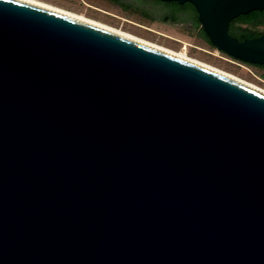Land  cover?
I'll return each mask as SVG.
<instances>
[{
    "label": "water",
    "instance_id": "obj_1",
    "mask_svg": "<svg viewBox=\"0 0 264 264\" xmlns=\"http://www.w3.org/2000/svg\"><path fill=\"white\" fill-rule=\"evenodd\" d=\"M193 4L210 43L264 0ZM0 264H264V92L25 0H0Z\"/></svg>",
    "mask_w": 264,
    "mask_h": 264
},
{
    "label": "rangeland",
    "instance_id": "obj_2",
    "mask_svg": "<svg viewBox=\"0 0 264 264\" xmlns=\"http://www.w3.org/2000/svg\"><path fill=\"white\" fill-rule=\"evenodd\" d=\"M43 1L92 20L110 25L158 45L182 50L188 56L208 65L233 74L261 89H264V67L246 63L210 45L197 33L195 27L177 26L161 21H147L142 13L127 3L112 0H38ZM141 5L140 0H126ZM264 32V24L255 27Z\"/></svg>",
    "mask_w": 264,
    "mask_h": 264
},
{
    "label": "flooded vegetation",
    "instance_id": "obj_3",
    "mask_svg": "<svg viewBox=\"0 0 264 264\" xmlns=\"http://www.w3.org/2000/svg\"><path fill=\"white\" fill-rule=\"evenodd\" d=\"M112 1L114 3H119V4L127 3L128 5H131L132 8L142 13L144 17L146 18V20L150 22L161 21L164 23H169V24L177 25V26H185L188 28L195 27L197 29V33L199 34V36L205 39L210 45L215 47L212 43H210L209 39H207L208 37L206 38L203 35L204 30L200 22L199 24L196 25V19H198L197 12L193 4L188 1L179 3L175 0H140L142 1L141 3L143 4V6L141 5L137 6V5L131 4L130 2H127L126 0H112ZM251 64H254V63H251ZM256 65L260 66L261 64H256Z\"/></svg>",
    "mask_w": 264,
    "mask_h": 264
},
{
    "label": "bare ground",
    "instance_id": "obj_4",
    "mask_svg": "<svg viewBox=\"0 0 264 264\" xmlns=\"http://www.w3.org/2000/svg\"><path fill=\"white\" fill-rule=\"evenodd\" d=\"M25 1H29V2H31V3H35V4H38V5H41V6H44V7L50 8V9H54V10H56V11H59V12L65 13V14H67V15H71V16H73V17H76V18H78V19L84 20V21H86V22H89V23L95 24V25H97V26H100V27L106 28V29H108V30L114 31V32H116V33H119V34H122V35H125V36H128V37H131V38H134V39H136V40L142 41V42H144V43H147V44H150V45L156 46V47H158V48L164 49V50H166V51H169V52H171V53H174V54H176V55H179V56H181V57H184V58L189 59V60H191V61H194V62H196V63H199V64L204 65V66H206V67H209V68H211V69H214V70H216V71H219V72H221V73H223V74H226V75H228V76H230V77H233V78H235V79H238V80H240L241 82H243V83H245V84H248V85H250V86H252V87H254V88H256V89H258V90H260V91H262V92H264V89H261V88L255 86V85H253V84H251V83H249V82H247V81H245V80H243V79H241V78H239V77H237V76H235V75H233V74H230V73H228V72H226V71H224V70L218 69V68H216V67H214V66L208 65V64H206V63H204V62H202V61H199V60H197V59H194V58L188 56L187 54H185V52L182 51V50L177 51V50H173V49H170V48H167V47H164V46L158 45V44H156V43H154V42H151V41L145 40V39H143V38L137 37V36H135V35H133V34H131V33H128V32H125V31H122V30L117 29V28H115V27H112V26H110V25H107V24L101 23V22L96 21V20H92V19H90L89 17L79 15L78 13H75V12H72V11L65 10V9H63V8H60V7H58V6H55V5H52V4H49V3L43 2V1H38V0H25Z\"/></svg>",
    "mask_w": 264,
    "mask_h": 264
},
{
    "label": "trees",
    "instance_id": "obj_5",
    "mask_svg": "<svg viewBox=\"0 0 264 264\" xmlns=\"http://www.w3.org/2000/svg\"><path fill=\"white\" fill-rule=\"evenodd\" d=\"M197 24H199L198 19H196V25ZM260 24H264V9H253L247 13L239 14L237 17L233 18L229 22L228 31L230 34L241 40L245 37H254L264 34V32L255 29V27ZM203 35L207 38L204 32ZM260 66L264 67V64H261Z\"/></svg>",
    "mask_w": 264,
    "mask_h": 264
}]
</instances>
